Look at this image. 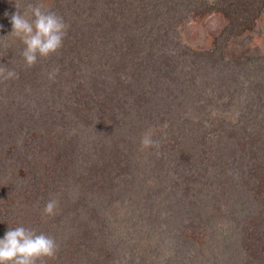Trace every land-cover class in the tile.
Segmentation results:
<instances>
[{
    "label": "rangeland",
    "instance_id": "rangeland-1",
    "mask_svg": "<svg viewBox=\"0 0 264 264\" xmlns=\"http://www.w3.org/2000/svg\"><path fill=\"white\" fill-rule=\"evenodd\" d=\"M39 3L67 35L23 74L11 15ZM0 59V238L53 237L46 264H264V0H0Z\"/></svg>",
    "mask_w": 264,
    "mask_h": 264
},
{
    "label": "clouds",
    "instance_id": "clouds-1",
    "mask_svg": "<svg viewBox=\"0 0 264 264\" xmlns=\"http://www.w3.org/2000/svg\"><path fill=\"white\" fill-rule=\"evenodd\" d=\"M18 9V5H16ZM12 31L15 38L25 46L21 52L26 65L33 67L39 58H47L57 53L63 46L68 25L62 16L51 11L46 5L29 4L28 12L16 11L11 15ZM12 70L0 68L4 80L16 77ZM54 78L55 72L49 74ZM144 149L158 148L159 141L153 139L151 131L141 138ZM58 201L49 200L44 209L45 216L57 214ZM58 245L55 239L45 233H37L24 226L10 228L0 238V264H46L47 259L55 258Z\"/></svg>",
    "mask_w": 264,
    "mask_h": 264
},
{
    "label": "trees",
    "instance_id": "trees-1",
    "mask_svg": "<svg viewBox=\"0 0 264 264\" xmlns=\"http://www.w3.org/2000/svg\"><path fill=\"white\" fill-rule=\"evenodd\" d=\"M15 52H16V50H15ZM14 59H15V62L13 61V63H12L13 64L12 68H14V70H18L19 72L24 74L25 70L30 69V67H28L26 65V62H24V61H22V63L16 64L17 60L19 59L17 54H15V58ZM3 62H4V60L0 59V67L5 68L7 70L8 68L3 64ZM23 88H24V86H23ZM19 89H20V87H19Z\"/></svg>",
    "mask_w": 264,
    "mask_h": 264
}]
</instances>
